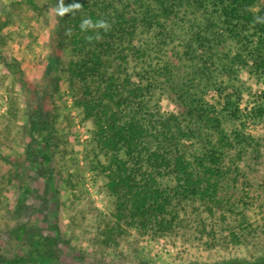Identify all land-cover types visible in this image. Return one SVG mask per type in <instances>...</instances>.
Segmentation results:
<instances>
[{
	"label": "rangeland",
	"instance_id": "374dc122",
	"mask_svg": "<svg viewBox=\"0 0 264 264\" xmlns=\"http://www.w3.org/2000/svg\"><path fill=\"white\" fill-rule=\"evenodd\" d=\"M57 3L0 0V264H32L34 248V264H264L262 29L233 33L218 0H169L152 26L141 17L157 13V0H85L82 19L121 12L128 33L100 80L84 81L75 72L92 48L78 43L76 17L55 15ZM248 12L261 17L264 0ZM103 84L119 90L114 102L94 90ZM126 95L149 138L172 131L188 161L219 158L216 200H172L169 229L115 218L112 157L87 103L102 97L123 111ZM34 112L47 126L51 178L27 160Z\"/></svg>",
	"mask_w": 264,
	"mask_h": 264
},
{
	"label": "trees",
	"instance_id": "16d2710c",
	"mask_svg": "<svg viewBox=\"0 0 264 264\" xmlns=\"http://www.w3.org/2000/svg\"><path fill=\"white\" fill-rule=\"evenodd\" d=\"M69 1L80 3L83 5V10L86 9L85 0ZM157 1L160 4L157 13L142 14L141 20L147 26L156 23V18L166 17L169 0ZM218 1L221 3L222 15L229 20L228 24L234 29L233 33L247 32L248 28L253 29V27L258 30L262 29V31L259 30L260 33L258 32L259 43H256V46L264 43V22H257L256 17L248 12L253 0ZM170 2H174V0H170ZM89 17L93 21L99 19L108 21L111 23V29L107 33L101 30L102 40L89 44L85 36L93 33L80 31L79 24L82 17L81 13L77 12V21L74 22L75 26L73 27L78 43H81L82 47L92 48L86 61L83 62V66L75 72V75L84 81L88 76L100 80L101 70L104 67L103 64L107 62L108 52L112 53L114 47H117V45L114 46L115 38L128 33L126 27L128 21L121 12H116L112 15L113 18L108 19L90 11ZM259 18L264 20V14ZM112 19H115V22H112ZM260 64L264 66V62ZM95 89L96 92L103 89L109 103L114 102L115 96L120 93L115 88L113 90L106 88L104 84L103 86L95 85ZM102 97L87 103V112L94 118L93 123L101 147L112 157L110 166L113 171L110 172L109 190L116 197L115 218L118 224L138 223L142 227H146L153 223L161 230L169 229L170 222L164 220V214L168 212L167 206L172 200L179 201V199L188 198H196L202 202L216 200L217 185L222 177L218 157L211 156V164H207V166L201 162L188 161L180 151L183 144L174 135H171L172 131H168L171 133L170 135L168 132H163L160 138H149L146 129H143L135 115H129L131 110L128 107H132L133 98L125 96L126 106L123 110L125 114H122V110L118 111L103 103ZM108 113H110L109 116ZM29 127L31 144L27 149V160L33 165L37 164L35 161L37 160L43 167L44 173L51 178L49 137L47 126L43 122L40 112L31 114ZM165 179H172L175 184L171 193L169 188L164 185ZM33 252L36 255L33 254V257L29 258V262L32 264L41 259L36 258L41 256L40 249L34 248ZM23 261L25 260H19V262ZM44 261H48V258Z\"/></svg>",
	"mask_w": 264,
	"mask_h": 264
},
{
	"label": "clouds",
	"instance_id": "9594fccd",
	"mask_svg": "<svg viewBox=\"0 0 264 264\" xmlns=\"http://www.w3.org/2000/svg\"><path fill=\"white\" fill-rule=\"evenodd\" d=\"M56 16L63 18L67 14H71L72 18L76 17V13L83 12V5L77 2H73L71 4L65 5L64 0H58L56 7L53 9ZM257 22H264L259 17L256 18ZM80 31L83 33L92 32V35H86L85 39L89 44L93 42H99L102 40L101 30L104 33H107L111 29V24L104 19H99L93 21L90 17H85L80 21L79 24ZM73 33V29L68 27L65 29V36L71 37Z\"/></svg>",
	"mask_w": 264,
	"mask_h": 264
}]
</instances>
